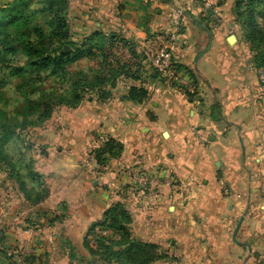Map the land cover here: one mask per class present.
I'll return each mask as SVG.
<instances>
[{
  "label": "crops",
  "instance_id": "1",
  "mask_svg": "<svg viewBox=\"0 0 264 264\" xmlns=\"http://www.w3.org/2000/svg\"><path fill=\"white\" fill-rule=\"evenodd\" d=\"M203 2L220 11V27H213ZM233 4L68 0L72 39L95 33L122 39L137 57L121 48L137 74L116 81L108 99L84 98L75 108L55 110L32 133L26 149L32 154L23 150L21 158L26 155L47 195L35 205L21 194L8 198L0 232L10 250L24 247L29 264H76L73 252L78 264H106L83 241L121 202L132 235L158 246L163 257L152 264H264V85L250 66ZM176 9L181 31L172 63L188 71L192 97L147 76L154 38L168 34ZM129 86L147 98L129 99ZM106 139L120 144V155L92 164L89 151ZM140 174L155 183L142 184Z\"/></svg>",
  "mask_w": 264,
  "mask_h": 264
},
{
  "label": "trees",
  "instance_id": "2",
  "mask_svg": "<svg viewBox=\"0 0 264 264\" xmlns=\"http://www.w3.org/2000/svg\"><path fill=\"white\" fill-rule=\"evenodd\" d=\"M16 2L14 1L13 9H16ZM24 11L26 6L22 5V10L18 11L20 16L14 13L5 15L6 8H0V23L3 21V24H0V79L4 78L6 82V79L23 76L27 86L36 87L42 86L44 79L55 75L59 82L65 84L66 89L64 86H49L47 95L35 88L37 98L34 104L26 105L23 112H4L7 119H13V125L7 126L0 120V145L3 144L4 137L10 139V136L22 134L27 127L39 126L55 107L75 108L84 98L108 99L111 96L110 89L115 86L116 81L121 77L133 79L137 74L136 71H131L130 60L119 56L121 48H124L132 58L137 59L133 56L131 47L122 39L95 33L84 37L80 43L72 41L66 19L67 0H43V7L39 11L44 13L46 19L43 26L30 22L31 18L24 15ZM233 14L236 24L240 27L242 40L249 45L253 64L257 69L264 71V0H234ZM96 40L98 41L95 42ZM19 53L25 60L23 66L18 65L15 58ZM95 53H99L100 64L107 70L98 72L91 69L89 75L83 71L77 73L73 81H69L64 65L81 58L93 61ZM43 71L47 72L44 76L41 75ZM152 75L160 82L158 75L150 70L147 76L152 79ZM0 83L2 86L3 81L0 80ZM127 94L129 99L137 102L147 98L146 92L135 86H129ZM192 95L189 94L190 97ZM1 113L0 111V115ZM0 148V171L5 167L9 179L16 180L20 193L32 205L43 200L47 195L44 184L37 181L34 183V191L29 192L21 178L20 160L5 153L3 147ZM121 151L120 144L113 139H106L91 150L90 154L93 155L96 165L104 166L109 160L117 158ZM23 168L29 171L28 176L35 181L30 167L25 165ZM131 225L132 219L123 203L117 202L110 206L104 212L102 220L92 226L89 234L96 235L93 230L99 227L110 231L111 235H96L97 248L94 251L89 249L90 254L106 264H152L161 259L163 256L158 246L135 238ZM6 257L11 259V256Z\"/></svg>",
  "mask_w": 264,
  "mask_h": 264
},
{
  "label": "rangeland",
  "instance_id": "3",
  "mask_svg": "<svg viewBox=\"0 0 264 264\" xmlns=\"http://www.w3.org/2000/svg\"><path fill=\"white\" fill-rule=\"evenodd\" d=\"M14 1L16 2V9L14 8ZM22 0H0V8L5 7L6 8V12L5 15L14 13L16 16H20L21 13H19L18 11L22 10V5L26 6V11H24V15L29 16L31 19L30 22L36 23L40 26H43L45 24V20L44 19V13H39V11L42 9L43 7V0H23L24 3H21ZM21 3V4H20ZM206 4V2H203V9H204V5ZM40 9L38 12L37 10ZM18 10V11H17ZM68 0H67V15H66V19L69 23V31L71 34V31L73 29H75L73 27V24L71 23V20L68 18ZM177 10L181 11L180 9H176L174 11V13L177 12ZM174 13L172 14V16L174 15ZM207 15L208 12L206 11ZM233 13V11H232ZM2 15V13L0 14ZM171 16V17H172ZM181 16H182V11H181ZM234 16V14H233ZM170 17V18H171ZM181 20V17H180ZM213 23V22H212ZM3 24V21L1 20V23ZM238 26V24H236ZM221 26V25H220ZM217 26V27H220ZM1 27V26H0ZM215 27V26H213ZM216 27V28H217ZM12 28V27H10ZM77 29V28H76ZM239 29V33H240V27L238 26ZM241 37V33L239 34ZM72 39V38H71ZM83 38H79L76 40H73V42L75 43H80L82 41ZM242 40V38H241ZM98 40H96L95 42H97ZM243 41V40H242ZM244 42V41H243ZM96 56L93 59V61L88 60V59H75V60H71L70 62L66 63L64 65L65 68V73L68 74V78L69 81H73L76 77L77 73H81V72H85L87 75H89V73L91 72V69H93L94 71L97 70L98 72H102V70H107L105 69L103 66H101L100 62H101V58H99V53H95ZM120 58L123 57V53L120 52L119 53ZM17 64L20 66L25 65V60L24 58L21 56V54H17L15 56ZM126 60V59H124ZM91 63V65H90ZM250 66L252 68V70L256 71L258 74V78H259V82L264 79V71L261 69H257L255 67V65L253 64V62L251 61ZM85 67V68H84ZM150 70V69H149ZM47 73L46 71H43L41 73L42 76H44V74ZM1 81H3V85H0V111L2 112L0 115V120L2 121V123L6 124L7 126H11L13 125V119H7V113L9 112H23L26 107V105L28 104H34L35 100L37 98V96L35 95V88H37V90H39V92H44L45 94H49V91H47V88L49 86H56V87H62L64 86V89H66V86L63 82H59V79L57 76L53 75V76H49L48 78L44 79L42 86L37 85L36 87L34 85H30L27 86L24 82H26V80L23 79V76L17 77V78H11V79H6V82L4 81L5 79H0ZM261 83V82H260ZM2 84V83H0ZM262 84V83H261ZM264 85V84H263ZM23 86V87H21ZM61 92V91H59ZM59 108H64V107H58V108H54V110L52 111V113L50 114V116L43 122L40 123L39 126H32V127H27L24 129V131L22 132V134L18 135V136H10V139L7 138H2V142L0 147H3V150L5 151V153L13 156L14 158L20 160V164L19 167L21 168V178L24 180L27 189L29 190V192H33L34 187L36 182H34L33 178L28 176L29 171H26L23 166L27 165L26 164V155L28 154V157L30 156V154H32L31 152H28L26 149L30 148V144L31 141L33 140L34 137V133L35 130L37 129H41V127L45 126L47 121L50 120V118L52 117V115H55L57 112L55 110L59 109ZM4 112H6V114H3ZM56 112V113H55ZM16 117V116H14ZM33 133V134H32ZM28 138H31V140H28ZM5 144V145H4ZM31 149V148H30ZM1 150V148H0ZM23 150H25V154L23 156V159L21 158L23 155ZM29 150V149H28ZM93 150V149H92ZM2 152V151H1ZM91 150L89 151V156H91L92 154ZM93 164V163H92ZM5 167H3V170L0 171V231L2 228V225L5 223V219H4V214H3V209H4V205L8 204V198L11 196H16L18 194H21L17 183L15 182L16 180L14 178L9 179V177L7 176V170L4 169ZM28 172V173H27ZM15 215V212L11 213V218H13ZM111 235V233H110ZM109 235V236H110ZM97 236L94 234H88V236L86 238H84V246L86 247V249H88V251L90 252L89 249L91 250H96L97 248V244L98 242H96V238ZM102 237V236H101ZM84 247V248H85ZM25 252V248H18L15 247L14 251L11 249H9L5 243H4V239L2 236V232H0V264H29L26 261V257H24L22 255V253ZM74 256L72 255V261L74 260V262L76 264L78 259H76V255L75 252ZM72 254V253H71ZM6 256H13V258L11 257V259H7ZM16 257V258H15ZM75 257V259H74ZM97 259V257H95ZM71 261V262H72ZM98 261V260H96ZM83 263V261H81Z\"/></svg>",
  "mask_w": 264,
  "mask_h": 264
},
{
  "label": "built area",
  "instance_id": "4",
  "mask_svg": "<svg viewBox=\"0 0 264 264\" xmlns=\"http://www.w3.org/2000/svg\"><path fill=\"white\" fill-rule=\"evenodd\" d=\"M204 10L208 12L213 25L220 26L223 23V17L220 11L211 6L208 2L204 5ZM181 11L177 10L176 13L169 19L170 31L165 36L157 35L154 38V48L151 55L148 57L149 69L158 75L160 83L163 87L178 92L194 94L191 78L181 69H178L172 63L171 48L177 36L181 31ZM264 84V79L260 81ZM89 161L96 164L93 155L89 156ZM140 181L142 184H154L153 178L146 174H140ZM221 191L224 196H229L230 191L223 181H220ZM94 233L98 236L107 237L110 231L96 227Z\"/></svg>",
  "mask_w": 264,
  "mask_h": 264
},
{
  "label": "water",
  "instance_id": "5",
  "mask_svg": "<svg viewBox=\"0 0 264 264\" xmlns=\"http://www.w3.org/2000/svg\"><path fill=\"white\" fill-rule=\"evenodd\" d=\"M237 230H238V228H237ZM237 230H236V232H237ZM236 232H235V234H236ZM235 234H234V236H235Z\"/></svg>",
  "mask_w": 264,
  "mask_h": 264
}]
</instances>
